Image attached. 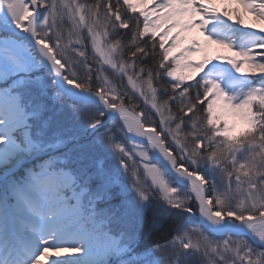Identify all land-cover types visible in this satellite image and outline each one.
I'll use <instances>...</instances> for the list:
<instances>
[{"label": "snow or ice", "instance_id": "obj_1", "mask_svg": "<svg viewBox=\"0 0 264 264\" xmlns=\"http://www.w3.org/2000/svg\"><path fill=\"white\" fill-rule=\"evenodd\" d=\"M0 264H264V0H0Z\"/></svg>", "mask_w": 264, "mask_h": 264}, {"label": "trees", "instance_id": "obj_2", "mask_svg": "<svg viewBox=\"0 0 264 264\" xmlns=\"http://www.w3.org/2000/svg\"><path fill=\"white\" fill-rule=\"evenodd\" d=\"M121 31L124 32L126 30H121ZM149 63H151V62L149 61ZM117 82L119 83L120 81L117 80ZM137 103L140 105V107H143V102L142 101H137ZM173 109L175 110V105H173ZM137 110H139V109H137ZM149 217H150V213H149ZM148 231H149V229L146 226L145 229H144V232H145L144 239H145V241H147V243H151L159 235V233H155L153 235H147Z\"/></svg>", "mask_w": 264, "mask_h": 264}, {"label": "rangeland", "instance_id": "obj_3", "mask_svg": "<svg viewBox=\"0 0 264 264\" xmlns=\"http://www.w3.org/2000/svg\"><path fill=\"white\" fill-rule=\"evenodd\" d=\"M216 46H213V50H215ZM199 55L195 56L194 59H199ZM101 131H103V129H101ZM150 244V243H149Z\"/></svg>", "mask_w": 264, "mask_h": 264}, {"label": "bare ground", "instance_id": "obj_4", "mask_svg": "<svg viewBox=\"0 0 264 264\" xmlns=\"http://www.w3.org/2000/svg\"><path fill=\"white\" fill-rule=\"evenodd\" d=\"M246 22H248V23H251L252 21H251V18L249 17V18H246Z\"/></svg>", "mask_w": 264, "mask_h": 264}]
</instances>
